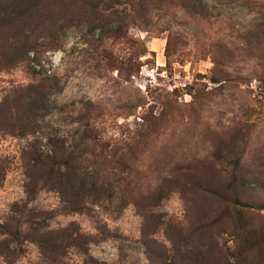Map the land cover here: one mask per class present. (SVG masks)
<instances>
[{"label": "rangeland", "instance_id": "1", "mask_svg": "<svg viewBox=\"0 0 264 264\" xmlns=\"http://www.w3.org/2000/svg\"><path fill=\"white\" fill-rule=\"evenodd\" d=\"M3 2L11 263L264 264V0H133L88 17L75 6L72 22L56 5L11 27ZM23 31L40 47L24 58L8 48ZM37 155L69 157L80 181L99 175L108 200L63 212L71 192L41 188Z\"/></svg>", "mask_w": 264, "mask_h": 264}, {"label": "trees", "instance_id": "2", "mask_svg": "<svg viewBox=\"0 0 264 264\" xmlns=\"http://www.w3.org/2000/svg\"><path fill=\"white\" fill-rule=\"evenodd\" d=\"M3 1L4 2L1 4L2 6L1 9L2 10L5 9L9 12L6 19H7V25L11 27L17 25L16 23L22 24L23 26L32 25L35 20L39 19L40 14L49 12L46 11L47 8H49L50 10V8H54L56 5L57 7L63 9L65 12H71V10H73L75 6H81V7L84 6L85 7L84 14L88 17L98 12L99 10L113 11L115 7H119L122 4L129 5L128 3H131L133 0H58V3L54 2V0H3ZM132 6L133 5L130 4V7ZM70 16L68 18L71 20V22L76 21V16L72 14V12ZM21 17L26 19V21L21 23ZM25 31L21 33L22 36H20L19 33L16 38L14 36L13 41L8 44L9 46L8 48L10 49L18 48L15 52L17 54H20L23 58L26 57L29 52L37 53L38 49L40 48L36 43L37 39H32L29 34L27 35L25 33ZM117 33L118 32H113V33L111 32L108 38L116 36ZM24 128H26V126H24ZM38 158L41 157L37 155V160H34L32 167L36 169L37 173L39 174V181L42 184L41 188L47 189L48 191L55 189L54 187H51V185L50 186L47 185V182H49L51 179H54L56 180L57 184L64 185V187H60L58 185L61 189L60 192H62V194L64 195L67 194L68 196H70L69 192H71L70 194L72 198L63 207V212L66 213L89 212L91 211L92 205H99L100 202L103 203V201L107 199L105 197L108 189H105V187H103V182L101 181V177L99 175H95L93 178L89 177V179H86L83 176V178H81V181L77 180V174L75 170L68 163L67 159L69 157H64V156L55 157L54 155V158H48V160L45 159V162ZM62 168H65L66 172L61 173L60 170ZM233 178L235 181L237 180L236 175L234 174H233ZM75 185H78L77 188H75ZM224 202L226 203V201ZM16 208H17L16 213H18L20 216L23 215L24 213L30 214L31 212L30 210H27L26 205L24 204H22L20 207L17 206ZM227 208H229V210L230 208L233 210L232 204L228 205ZM229 216L232 217L228 213L226 217ZM219 220L221 219H218V221ZM20 223H21L20 220H17L15 222L14 230L11 229L12 226L10 221L6 222L5 225H0V234L10 237H14V236L20 237L21 229L20 227L18 228V225H20ZM39 228L40 227H33V231L37 236L42 235V233L39 232ZM75 234L76 233L65 236V238H67V242L69 241L74 242V238H76V236H74ZM36 242L38 247L41 248L42 246L41 241L36 240ZM1 243L2 242L0 241V245H2ZM71 244L73 246L74 243ZM11 256H12V251H10L9 249H0V262L3 261L12 264L10 261Z\"/></svg>", "mask_w": 264, "mask_h": 264}]
</instances>
